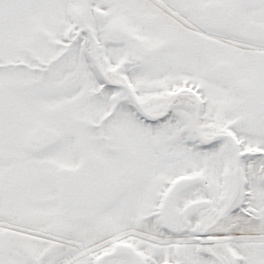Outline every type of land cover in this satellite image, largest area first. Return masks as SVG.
Listing matches in <instances>:
<instances>
[{"label":"snow or ice","instance_id":"obj_1","mask_svg":"<svg viewBox=\"0 0 264 264\" xmlns=\"http://www.w3.org/2000/svg\"><path fill=\"white\" fill-rule=\"evenodd\" d=\"M0 264H264V0H0Z\"/></svg>","mask_w":264,"mask_h":264}]
</instances>
